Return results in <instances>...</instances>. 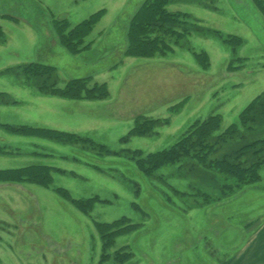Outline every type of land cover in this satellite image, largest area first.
I'll use <instances>...</instances> for the list:
<instances>
[{"label":"rangeland","instance_id":"374dc122","mask_svg":"<svg viewBox=\"0 0 264 264\" xmlns=\"http://www.w3.org/2000/svg\"><path fill=\"white\" fill-rule=\"evenodd\" d=\"M143 1L0 0V169L50 167L46 184L0 180V264H224L264 222V164L258 182L232 192L235 179L209 163L264 140L263 111L206 158L190 148L143 168L148 154L178 149L196 120L218 114L216 140L264 91V0H169V11L186 13L179 40L151 57L124 55ZM97 11L85 47L61 44V23L67 31ZM30 62L51 75L27 73ZM72 78L104 82L105 95L54 90ZM247 152L264 158V145ZM121 218L112 229L122 231L102 238L100 224Z\"/></svg>","mask_w":264,"mask_h":264},{"label":"trees","instance_id":"16d2710c","mask_svg":"<svg viewBox=\"0 0 264 264\" xmlns=\"http://www.w3.org/2000/svg\"><path fill=\"white\" fill-rule=\"evenodd\" d=\"M168 2L169 0H144L141 3L132 15L127 27V45L126 50L123 52L125 53L124 55L129 54L151 57L170 50L171 42H177L179 40L180 36H182L185 31L183 26H185V24L188 25V21L185 19L186 13L169 11L166 7ZM100 15L101 12L97 11L86 19L75 24L67 31L65 24L61 23L60 27H58L61 44L71 51L81 50L85 47L84 45L81 46L84 36L88 34L89 30L93 27V24L98 20ZM0 35H2L1 28ZM231 39H233L234 42L239 40L237 36H233ZM50 69V65L43 63L30 62L24 66V70L29 74L48 77L51 75L48 74L51 72ZM82 79L85 78H72V80L68 81L63 88L54 90L67 97H78L80 94H83L84 96L87 95L92 98H100L105 95L104 90L106 84H104V82L98 84L94 83L92 87H86L84 84L86 80ZM263 93L264 91L253 98L239 113L238 121L231 123L220 135L217 136L218 138L212 142L209 141V136L212 129L218 127L220 123L219 115H210L202 120H196L190 133L186 134V136L178 142V149L171 148L168 150H160L147 155L152 156L154 159H150L149 157L145 159L148 164L143 165L144 173L149 174L161 164L169 162L171 155H174L175 157L178 154L182 155L184 152L188 153L191 150H193L192 152H194L196 156L206 158V155L215 149L216 146L218 147L222 141H225L230 134L240 130L248 121H254L255 119L260 118L261 111L264 112ZM255 106H258V108L255 115H252V110ZM249 114L251 115L249 116ZM143 123L145 124V129H148L151 127V124L154 123V120L149 118V120H145ZM135 128H132L131 131H134ZM26 131H38L43 135H48L59 140L61 139L62 141H68L69 139H75L77 137L76 134L65 133L54 129L31 128ZM259 143L264 145V140L260 142L254 141L243 145L233 151H229V153L227 152L228 154H225L223 157L209 161V163L213 164L217 169L235 179L233 185H226L227 190L231 188L233 189L231 190L233 192L238 186L241 187L246 184H252L261 179L259 170L261 165L264 164V158H256V156H253L251 153L247 155V151H253L255 145H258ZM190 148L192 149L190 150ZM138 163L141 165V161ZM49 171L50 167L40 163L28 164L17 168L0 169V180L17 182L24 178L36 183L46 184L50 178ZM58 191H60L63 196L68 197L65 189L58 188ZM73 202L78 206L84 207V205H88L86 203L89 201L82 202V200L76 199L73 200ZM122 219L123 218L115 220L112 223H101V227L104 228L101 231L99 230L102 238H108L109 235L111 236L122 231L121 227L112 229L113 225L120 223V225H122ZM106 241L108 242V240Z\"/></svg>","mask_w":264,"mask_h":264},{"label":"crops","instance_id":"0c3cea01","mask_svg":"<svg viewBox=\"0 0 264 264\" xmlns=\"http://www.w3.org/2000/svg\"><path fill=\"white\" fill-rule=\"evenodd\" d=\"M254 240H257L258 242L256 246H252ZM246 242L247 243H245L240 251L236 252L234 256L230 257V259L225 261L224 264H245L247 261L251 264V262L255 260L253 257L258 259L252 263L258 262V264H264V222L259 226V229L255 230L250 236H248ZM248 256L251 258L248 259Z\"/></svg>","mask_w":264,"mask_h":264}]
</instances>
